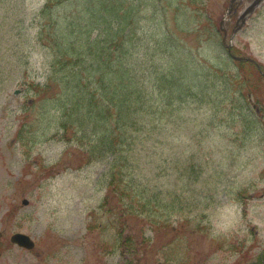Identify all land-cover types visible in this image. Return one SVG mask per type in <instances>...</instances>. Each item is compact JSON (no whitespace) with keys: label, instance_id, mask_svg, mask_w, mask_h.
<instances>
[{"label":"rangeland","instance_id":"obj_1","mask_svg":"<svg viewBox=\"0 0 264 264\" xmlns=\"http://www.w3.org/2000/svg\"><path fill=\"white\" fill-rule=\"evenodd\" d=\"M252 1L120 0L131 32L115 53L131 54L142 98L114 103L113 124L81 117L64 132L68 73L79 98L98 86L68 31L106 0H0V264H264V0L246 12ZM220 26L260 72L229 57ZM118 114L140 137L112 134ZM17 231L32 250L9 241Z\"/></svg>","mask_w":264,"mask_h":264},{"label":"trees","instance_id":"obj_2","mask_svg":"<svg viewBox=\"0 0 264 264\" xmlns=\"http://www.w3.org/2000/svg\"><path fill=\"white\" fill-rule=\"evenodd\" d=\"M119 1L120 0H106L105 3L95 2L91 8L84 11V17H89L88 20L86 19V23L83 22L84 24L80 27L76 26L75 23H71V28L68 31L69 35H71V39L68 41V44H74L72 47L80 51V56L91 64L87 66L84 63L83 69L92 67V74L96 76L95 78L98 82V86H89L90 81L85 83L84 86L88 91L87 92L84 88L86 95L91 100L90 106L86 107L84 103L89 99L84 97L79 98V95L81 96L83 91V87L80 85V83L83 82L81 81V76L78 72L68 73L70 83L62 82V85L66 89L63 94L73 96L64 101L63 106L65 110H63V115L59 118V122L56 123L57 126H55V128L60 126L61 128L59 129L65 132L68 127L73 128L72 123L79 121L81 117L87 119L91 118L94 119V121L100 120V122L106 124L104 117L107 116L109 118V116H111L110 121L113 124L112 105L114 103L117 104L119 113H124L128 111V103L138 101L142 98V93L145 89L141 88L142 86L137 82V80H140V77L137 76L131 54L127 51V58L125 56L123 60H119V53L121 54L123 49H127L123 37L125 34L131 32L126 20L125 24L120 23V21L125 16H129L130 18L132 13L131 8L133 6L127 3L128 6L124 9V7L121 6L122 3H119ZM149 5H151V3H147V5L139 3L136 10L139 8L138 11H140ZM49 31L53 32L51 27ZM135 32L136 34L138 33L136 29ZM130 41H132V38ZM115 52L119 53L117 54ZM93 56L96 58L95 66L93 64ZM36 91H38V89H36ZM146 92L147 90L145 93ZM125 94L132 96L138 94V96L135 98L126 97L124 96ZM94 96H98L96 100L92 98ZM68 108L71 109L72 114L66 116V113H68L66 109ZM76 113L79 114L76 116ZM102 114H105V116L103 117ZM68 116H72L73 120L66 118ZM98 116L102 117V119L98 118ZM117 119L120 120V123L112 130L114 136L118 139H122L126 137V134L130 133L135 137H140L142 131L141 126L139 124L135 125L134 120L119 114L116 116L115 120ZM54 135H56V133ZM105 135L107 134L105 133ZM122 141L126 142L127 139H122ZM94 144L95 143H91L93 146ZM99 144H101V142L97 143V145ZM102 145L105 148L104 150L101 148V151H115L111 146ZM128 151L130 153V160L134 163L132 170L128 174L132 173L134 175L138 172L139 177L141 158L136 162L133 161V154L135 152L137 154L139 153L136 151L135 146L129 147ZM128 168H131V165H128ZM112 171L114 176H111L110 181L114 183L119 173L115 171V167L112 168ZM128 178L129 183L131 180L130 177ZM108 194L116 196L115 192L111 190V187Z\"/></svg>","mask_w":264,"mask_h":264},{"label":"water","instance_id":"obj_3","mask_svg":"<svg viewBox=\"0 0 264 264\" xmlns=\"http://www.w3.org/2000/svg\"><path fill=\"white\" fill-rule=\"evenodd\" d=\"M15 240H17L19 243H24V239H25V236H20V235H15V237H13ZM12 238V239H13Z\"/></svg>","mask_w":264,"mask_h":264}]
</instances>
